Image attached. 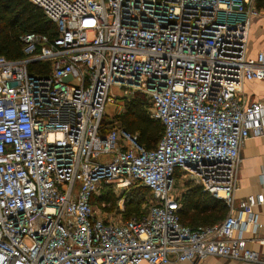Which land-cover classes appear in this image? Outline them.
<instances>
[{
    "label": "built area",
    "instance_id": "obj_1",
    "mask_svg": "<svg viewBox=\"0 0 264 264\" xmlns=\"http://www.w3.org/2000/svg\"><path fill=\"white\" fill-rule=\"evenodd\" d=\"M28 1L58 34L23 36L24 59L0 56V264H264L243 237L264 196L234 202L239 150L264 135V103L242 99L245 81H264V46L247 56L264 0ZM37 63L48 72H29ZM111 87L148 101L163 127L153 150L102 133ZM175 172L223 201L225 219L183 226ZM133 186L152 198L140 219L92 205Z\"/></svg>",
    "mask_w": 264,
    "mask_h": 264
},
{
    "label": "trees",
    "instance_id": "obj_2",
    "mask_svg": "<svg viewBox=\"0 0 264 264\" xmlns=\"http://www.w3.org/2000/svg\"><path fill=\"white\" fill-rule=\"evenodd\" d=\"M32 33L46 35L53 39L58 31L43 11L28 0H0V56L8 60L24 59L21 38ZM48 70L47 63H37L33 67L32 64L29 65L31 73H47ZM114 126L135 136L137 143L148 151L157 146L163 133L161 124L150 117V104L142 95H134L125 101L124 110L112 121L102 119V133H107ZM176 174L179 176L178 172H175ZM192 184L187 186V191L179 200L181 224L196 229L211 226L223 220L226 214L223 201L201 192L199 186ZM112 195L111 191L104 190L101 196L93 199L92 205L95 208H102L104 204L115 205L118 198L113 200ZM148 196L151 203L149 191L142 186L131 188L121 195L127 220L140 219L147 213L151 204L146 211L142 210L141 206L146 205Z\"/></svg>",
    "mask_w": 264,
    "mask_h": 264
},
{
    "label": "crops",
    "instance_id": "obj_3",
    "mask_svg": "<svg viewBox=\"0 0 264 264\" xmlns=\"http://www.w3.org/2000/svg\"><path fill=\"white\" fill-rule=\"evenodd\" d=\"M248 40L247 56L249 58H254L264 46L263 16L253 18L251 20ZM242 99L244 104H249L252 102L264 103V81H245L243 83ZM239 156L241 159V163L236 180V189L234 191V202L236 207H238L241 201L246 200L249 196H264V135L260 137H250L249 139H247L239 150ZM194 185L199 186L196 183H194ZM200 189L201 192H203L201 187ZM181 190L183 189L181 188ZM181 190L178 189L174 193L175 198L178 201L180 200L182 194L187 191V187L184 188L182 192ZM252 211L257 217V223L259 224V227L257 228L256 232L249 231L243 233V237L245 238V240H247V247L250 250L255 252H264V202L253 207ZM228 212V208L226 207V214L223 220L228 215ZM205 263L248 264L238 263L236 261L223 259L216 256L207 257ZM179 264L188 263L182 262Z\"/></svg>",
    "mask_w": 264,
    "mask_h": 264
},
{
    "label": "rangeland",
    "instance_id": "obj_4",
    "mask_svg": "<svg viewBox=\"0 0 264 264\" xmlns=\"http://www.w3.org/2000/svg\"><path fill=\"white\" fill-rule=\"evenodd\" d=\"M110 94L113 96H116V103L115 104L108 103L105 105L103 118L106 119L107 121H112L114 116H116L118 113H121L124 110V105H125V100L122 99L123 95H122L121 90L117 89L116 87H111ZM190 185L191 186L193 185L190 180H182L177 174L173 177V189L174 190H178V189L181 190V188L184 190V188ZM135 187H131V188L133 189ZM130 189L126 190L125 192L129 191ZM183 190H181V192ZM122 194L123 193H121L120 195L118 194L112 195L113 200L118 198L117 203H115V205L110 206V204H106V205L104 204L101 206L102 208L96 207V210L98 211V213L101 214L103 218L109 221H114V222H119V223L126 221L127 219L124 214L125 206L123 204V199L121 197ZM150 204H151L150 198L148 196L146 205L142 204L141 206L142 210L146 211Z\"/></svg>",
    "mask_w": 264,
    "mask_h": 264
}]
</instances>
